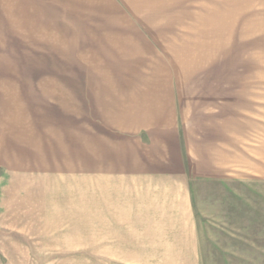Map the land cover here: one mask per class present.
Returning a JSON list of instances; mask_svg holds the SVG:
<instances>
[{"label": "crops", "instance_id": "0c3cea01", "mask_svg": "<svg viewBox=\"0 0 264 264\" xmlns=\"http://www.w3.org/2000/svg\"><path fill=\"white\" fill-rule=\"evenodd\" d=\"M261 9L264 0H0V50L13 51L0 57V167L29 151L51 160L65 153L59 143L19 140L27 117L20 75L34 88L44 67V97L59 99L65 122L75 114L82 138L90 131V151L82 141L78 154L89 152L93 173H124L115 191L124 209H139L121 224L114 256L203 264L189 180L259 178L264 150L245 145L243 120L261 125L264 79L251 75L245 97L238 78L228 89L227 76L201 67L226 65L228 35L237 44L247 35L257 52Z\"/></svg>", "mask_w": 264, "mask_h": 264}, {"label": "rangeland", "instance_id": "374dc122", "mask_svg": "<svg viewBox=\"0 0 264 264\" xmlns=\"http://www.w3.org/2000/svg\"><path fill=\"white\" fill-rule=\"evenodd\" d=\"M260 15L257 52L251 54L246 48L250 41L247 35L240 44L234 35H228L226 65L201 67L212 77L219 73L227 76L228 89L233 86L232 78H238V89L245 97L247 93L251 96V88L246 89L251 75L260 74L264 79L263 9ZM12 52L0 50V57L9 58ZM42 52L36 50L35 56L42 58ZM20 53L28 56L26 50ZM43 69L37 66L34 88L27 75H20L21 107L27 117L19 140L25 141L26 136V141H36L34 145L59 143L65 153L55 154L58 159L51 160L29 151L28 159L4 162L0 167V264H140L137 257L114 256L118 254L115 241L118 230L123 229L121 224L130 217L139 218V209L134 205L124 209L122 194L115 191L114 183H120L124 173H93L89 152L78 154L82 141L90 151V131L82 138L75 114L68 115L65 122L59 99L50 104L44 97ZM51 69L55 72L52 79L59 80L60 67ZM260 121L257 126V119L245 116L243 137L245 145L258 141L262 152L264 114H260ZM257 169L259 178L255 173L254 177L251 173H229L233 176L189 180L203 243V264H264L263 161Z\"/></svg>", "mask_w": 264, "mask_h": 264}]
</instances>
